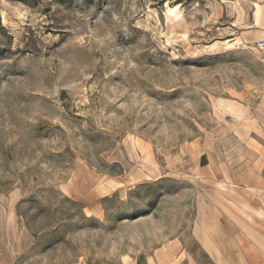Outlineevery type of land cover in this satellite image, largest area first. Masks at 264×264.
Returning a JSON list of instances; mask_svg holds the SVG:
<instances>
[{
    "label": "rangeland",
    "instance_id": "obj_1",
    "mask_svg": "<svg viewBox=\"0 0 264 264\" xmlns=\"http://www.w3.org/2000/svg\"><path fill=\"white\" fill-rule=\"evenodd\" d=\"M0 264H264V0H0Z\"/></svg>",
    "mask_w": 264,
    "mask_h": 264
}]
</instances>
